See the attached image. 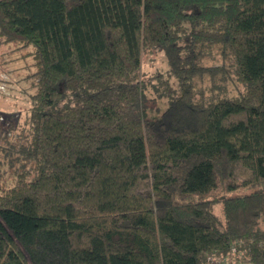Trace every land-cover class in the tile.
Listing matches in <instances>:
<instances>
[{"label":"trees","instance_id":"obj_1","mask_svg":"<svg viewBox=\"0 0 264 264\" xmlns=\"http://www.w3.org/2000/svg\"><path fill=\"white\" fill-rule=\"evenodd\" d=\"M0 44L35 68L0 264H264V0H0Z\"/></svg>","mask_w":264,"mask_h":264},{"label":"rangeland","instance_id":"obj_2","mask_svg":"<svg viewBox=\"0 0 264 264\" xmlns=\"http://www.w3.org/2000/svg\"><path fill=\"white\" fill-rule=\"evenodd\" d=\"M28 52L18 51L14 44H0V128L3 133H0V148L6 147L8 144L4 136H8L11 142L18 143L17 134L27 132L29 129L27 122V115L30 108L31 100L30 94L35 91L32 87V80L28 79L29 73L35 69L33 66V59L31 56L26 55ZM221 62V57L216 52L213 57H206L204 63L216 64ZM169 66L164 53L158 49H152L142 54V77L148 80L149 77L161 75L168 77ZM171 81L176 85L175 78ZM210 81L203 83L204 87L212 86ZM155 83H158L157 81ZM235 84H228L227 93L234 94ZM149 97L157 98L159 92H154L152 87L147 90ZM229 94V95H230ZM167 98L162 97L155 100L156 107L159 106L161 110L167 106ZM12 126V131L9 127ZM2 132V131H1ZM15 135V136H14ZM5 158L3 151L0 153V186H6L16 181L15 170L20 165L15 163L11 165ZM30 167V164H28ZM246 190H238L231 193H226L221 186L217 189L212 197H220L225 194L243 193ZM220 204H217L215 211H219ZM221 214V211L218 212ZM218 258L212 261V264H220ZM224 264H232L231 260L226 259Z\"/></svg>","mask_w":264,"mask_h":264}]
</instances>
